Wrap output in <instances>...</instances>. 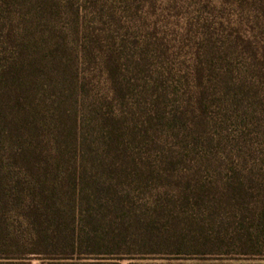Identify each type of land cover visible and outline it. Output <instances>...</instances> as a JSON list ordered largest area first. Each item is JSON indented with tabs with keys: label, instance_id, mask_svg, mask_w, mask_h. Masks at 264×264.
Masks as SVG:
<instances>
[{
	"label": "trees",
	"instance_id": "obj_1",
	"mask_svg": "<svg viewBox=\"0 0 264 264\" xmlns=\"http://www.w3.org/2000/svg\"><path fill=\"white\" fill-rule=\"evenodd\" d=\"M62 2L0 0V264L264 257V0L243 1L256 9L260 36L253 26L236 35L248 66L223 81L242 107L224 161L208 153L223 84L210 82V92L196 69L188 95L168 104L159 93L145 113L128 115L112 53L100 61L107 93L90 94L71 43L96 60L99 39L80 28L72 0ZM62 6L73 17L67 29L58 26ZM220 209L231 218L222 232L190 221L201 233L182 232L179 214Z\"/></svg>",
	"mask_w": 264,
	"mask_h": 264
},
{
	"label": "rangeland",
	"instance_id": "obj_2",
	"mask_svg": "<svg viewBox=\"0 0 264 264\" xmlns=\"http://www.w3.org/2000/svg\"><path fill=\"white\" fill-rule=\"evenodd\" d=\"M243 1L72 0L79 10L80 28L99 39L96 60L92 55V59L83 55L79 51L81 46L71 43L72 47H77L78 52H74L78 55L79 71L89 80L90 94L105 95L109 88L100 62L104 60L105 52L112 53L121 65L122 82L128 89L125 107L121 109L131 116H138L140 111L145 113L159 93L164 95L165 103L170 104L187 93L188 88L193 90L196 69H199L205 84L209 83L210 92V82L223 84L225 81L224 84H227L232 79L240 80L246 73L248 61L241 38L236 35H240L245 27L253 26L255 37L260 36L256 29V9L252 3ZM61 11L58 26L67 29L73 17L70 18L69 10L63 6ZM258 21L261 22L259 18ZM261 27L264 25L261 24ZM224 84L222 88L220 84L216 85L213 92L218 101L215 114L219 126L212 131L214 141L208 152L211 157H225L233 144L231 137L236 138L239 129L238 115L242 107L232 104ZM162 140L166 145L177 146V140L173 137ZM188 155L196 153L189 152ZM228 155L231 153L226 157ZM223 157L220 161H224ZM206 173L203 172L205 178L209 176ZM222 173L223 170H220L218 175ZM154 192L150 187L144 191L143 197H151ZM220 211L212 215L211 210L187 212L179 214L177 220L187 238L201 233L197 226L187 227L185 224L188 221L206 224L202 232L213 234L217 230L222 232L227 219H231L224 209ZM206 257L209 258L193 253L180 256L151 254L122 260L121 264H264V257ZM32 264L37 262L33 261Z\"/></svg>",
	"mask_w": 264,
	"mask_h": 264
}]
</instances>
